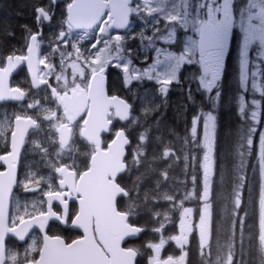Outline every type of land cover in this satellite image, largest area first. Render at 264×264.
Wrapping results in <instances>:
<instances>
[{"label": "snow or ice", "instance_id": "1", "mask_svg": "<svg viewBox=\"0 0 264 264\" xmlns=\"http://www.w3.org/2000/svg\"><path fill=\"white\" fill-rule=\"evenodd\" d=\"M57 3L49 0L47 5H36L37 30L25 25L24 47L0 58V102H25L22 112L0 117V140L6 146L0 161L7 166V171H0V264H140L138 257H146L147 264H187L192 239L198 242L201 264H264V131L259 133L255 238L245 232L248 213L242 209L247 158L257 132L255 125L260 123V101L253 98L249 110L240 100L239 113L249 116L253 123L242 133L237 148L231 208H223L228 215L229 234L221 243L218 227L213 250L217 128L213 111L202 118L194 117L191 139L184 138L183 145L202 149V156L195 151L184 152L182 147L185 175L189 167L193 169L192 188L185 186L183 195H177L161 186L169 180L168 168L181 157L165 144L159 151L153 149L151 160L169 161L166 167L158 170L149 163V129L144 128L133 144L128 133L140 124V117L133 113L126 98L109 93L105 80L107 69L116 68L122 73L125 90L132 91L133 83L147 79L157 83L159 93L166 97L169 86L180 82L181 69L196 65L198 88L215 104L230 45L238 35L241 89L246 92L251 80L252 91L264 97V87L256 80L262 74L259 69L264 68V0H66L67 28L61 25L54 34L49 58L40 55L44 39L41 29L45 22L53 21ZM133 18L151 24L152 35L141 33V40L146 39L147 47L164 56L162 73L155 72V66L133 68L126 37L110 34L109 29H127ZM93 31L98 35L85 46V41L93 38ZM181 31L185 35L178 39ZM14 35L8 31L6 38ZM157 41L167 48L155 47ZM178 42L179 52L172 48ZM157 62L161 63L159 59ZM21 65L32 74L29 87L7 85L6 78ZM158 107L144 109V115ZM201 119L202 140L197 138ZM106 139L109 142L105 143ZM156 141L161 142V137L157 136ZM22 150L39 155L51 172L45 176L30 169L24 180H18L16 168ZM252 167L255 174L257 165ZM197 169L201 173L199 191ZM157 171L154 187H145V180ZM220 183H224L223 175ZM14 186L22 187L24 192H38L42 199L15 201V214L9 217L7 206ZM190 199L200 204L198 223L192 221L193 208L185 205ZM54 201L60 210L53 209ZM69 201L78 202L71 215ZM161 202L166 203L162 210ZM49 221L81 230L83 235L66 243L60 236L48 234ZM170 225L176 230H169ZM33 227L42 234L39 239L29 236ZM148 232L152 238L136 246V239ZM9 237L20 242L27 238L30 243H25L21 252L9 246ZM169 244L179 249V255H163Z\"/></svg>", "mask_w": 264, "mask_h": 264}, {"label": "flooded vegetation", "instance_id": "2", "mask_svg": "<svg viewBox=\"0 0 264 264\" xmlns=\"http://www.w3.org/2000/svg\"><path fill=\"white\" fill-rule=\"evenodd\" d=\"M1 1V0H0ZM40 5H47L49 0H38ZM65 8H66V0H58L57 5L54 7V17L51 23L45 22L43 28L41 29L43 34V41L40 48L41 56H49L52 58L51 53V41L53 39L54 34L60 29L61 25L66 29L67 25L64 23L65 19ZM36 16V14H35ZM34 16V20L23 22L24 25L29 26L33 29V31L37 30V21ZM149 24L144 23L140 19L133 18L130 26L127 29H109L110 34L115 37L116 35H121L122 37H126L125 47L131 50V57L133 60L132 67L138 68L140 70L145 69L146 66L153 63L154 57L158 56L159 53L154 51L152 47H147L148 41L141 40V33H145L149 36L148 30ZM24 35L21 36L20 41L15 42L14 47L7 48L8 50L4 51V47L0 48V58H3L6 54L11 53L12 51H19L24 47L25 44V30ZM77 32H73V36H76ZM98 35V31H93L91 36L92 39L85 41V46L90 45L94 42V37ZM185 35L184 32L178 33V39L183 38ZM151 36V35H150ZM239 36L235 37L230 45V53L226 58V68L222 76V80L219 84L220 96L218 101L213 104L212 100L209 99V94H205L202 90L198 88V77H199V68L196 65L187 66L185 65L181 71L179 72L180 82L171 88L169 87V91L165 96L161 95L158 91L159 85L154 82L146 81L144 84L141 83H133L132 91H127L122 87V77L118 75V72L115 71V68H109L105 74L106 80V88L110 94H116L126 98L130 104L132 105V111L135 115L140 117V124L136 125L132 128V130L128 133L130 139L133 144L136 142V138L138 134L144 130V128L149 129V140L150 143L148 145V154H149V163H154L158 170L159 168H164L169 163V161H152L151 156L153 153V149L157 151L160 150L159 144L164 140L162 137L172 134L171 137V147L173 151L176 152L177 156L181 157V159L177 160L171 168H168V172H173V175L176 179V187L179 190V184L184 187L187 186L188 190L192 188L191 176L193 169L189 167L187 176L185 173L181 176L179 175L180 170L184 168L183 161V153L181 151L183 147L184 152L195 151L198 156L202 155V149H192L191 145L184 146L183 141L185 137L191 139L190 130L192 127V120L196 116H200L201 118L206 115L209 111H213L216 116L217 122V113L220 115V122L230 120V124L226 126V129H222V135L225 133L231 136H239L245 131H247V127L249 124L253 122L250 120L249 116H242L239 113L240 100L243 99L245 101L247 109L251 110L252 100L255 98L259 100L261 103V107L259 109V120L260 123L255 125L257 128L256 134L253 136V146L255 149L259 151L258 143H259V133L260 131H264V127H261L262 123V113L264 107V97H261L260 93L257 91L254 93L251 89V80L249 81L248 90L243 92L241 89V85L238 82V73L239 70L237 68L238 60H237V52L236 48H238ZM155 47L159 48V41L156 42ZM180 43L174 44L172 48L179 52L180 51ZM5 54V55H4ZM55 62L59 63L58 56L55 57ZM6 66V65H5ZM43 69V65L40 66ZM46 70V69H45ZM251 70H257L252 68ZM70 71V70H69ZM262 73L257 76L256 80L259 85L264 87V68L259 69ZM31 81V75L28 72L26 65H21L17 67L9 76L6 81L7 85L15 87L20 86L21 88H28ZM50 83H54V80L49 81ZM189 90L191 91V98H189ZM33 91H36L33 89ZM31 95V93H30ZM25 102H15V101H7L0 102V117H11L14 113H20L23 111L22 104ZM156 106H159L155 111H149L147 116L144 115V109H152ZM31 111V110H29ZM225 119V120H224ZM157 121L166 125V123H172V132L159 134V124L157 125ZM163 128L162 125H160ZM167 126V125H166ZM168 129V127H166ZM164 129V128H163ZM202 128V119L200 125L197 127V138L201 139ZM217 131V128H216ZM239 134V135H238ZM110 134H105L107 137ZM161 137V142L156 141V137ZM216 139V134H215ZM109 142L107 139L105 143ZM5 144L2 140H0V154L5 153ZM83 145H81V150L83 151ZM215 152V150H214ZM258 153V152H257ZM182 167V169H181ZM30 169L36 170L41 175H48L51 172V169L45 167L44 161L41 160L40 156L37 154H33L31 151L25 152L21 151L20 158L17 163L16 175L17 179L22 181L24 180L25 175L28 173ZM0 171H7V166L0 161ZM184 171V170H183ZM198 173V174H197ZM200 174L199 169H197V184L196 189L199 191L200 179L198 178ZM53 175H55L53 173ZM159 175V171L152 173L149 178L145 180V187H154V181ZM132 179H135V173L132 176ZM183 180V182H180ZM187 181V182H186ZM177 193L179 194V191ZM184 193V192H183ZM180 195V194H179ZM42 197L38 192H24L22 187L14 186L13 188V197L9 201V217L15 214V201L19 200L20 203H24L25 201L32 200H40ZM192 200V199H190ZM190 200L185 202V205L193 208V223H198V213L200 209V204L196 200L191 202ZM78 206V202L69 201V213L70 215L76 211ZM43 207L46 208V205ZM53 209L60 210V205L58 202H53ZM256 219L254 222L250 224L249 230L258 231V200L256 204ZM214 213V212H213ZM144 220L141 222L143 223ZM222 222V219H221ZM169 230H176L175 225H170ZM212 231L213 222H212ZM48 234L53 236H60L65 240L66 243H71L72 240L80 238L83 233L81 230L68 227L66 225L60 224L56 221H49ZM41 233L37 227H33L29 236L39 239L41 237ZM153 234L142 233L140 237H138L135 241L136 246H143L145 242L152 238ZM195 236V234H194ZM9 246H15L19 250L23 249L25 243H30V240L26 242L19 243L14 237L8 238ZM189 255L188 259L192 252H196V256H198V243L196 239H192L189 245ZM168 254H176L179 255V249L175 247L174 244H169L166 246L163 255ZM138 261L140 264H147L146 257H138Z\"/></svg>", "mask_w": 264, "mask_h": 264}, {"label": "trees", "instance_id": "3", "mask_svg": "<svg viewBox=\"0 0 264 264\" xmlns=\"http://www.w3.org/2000/svg\"><path fill=\"white\" fill-rule=\"evenodd\" d=\"M36 5H40L38 0H1L0 1V48L4 47V51L8 50L7 48L14 47L15 42L20 41L22 35H24V24L23 22L34 20L35 11L34 8ZM12 31L15 33L13 37H7L6 33ZM5 55V54H4ZM225 120V119H224ZM171 123H166L162 125L163 128L159 125V134L161 133H171ZM230 124V120L220 122L219 112L217 113V131L215 139V160H216V175L213 178V191H212V200H213V228L212 231V243L213 250L215 245V240L217 238V228L219 227V239L223 243L229 234V220L228 215L223 212V208L227 205L231 208V189L233 186V181L236 174V164L238 163L239 157L237 155V148L241 141V135L231 136L228 133L222 135V129H226V126ZM261 127H264V107L262 113V123ZM168 127V129H166ZM169 130V131H165ZM222 131V132H221ZM172 134L169 135L171 137ZM159 147H162L159 144ZM255 146H252L251 155L247 158L248 167L247 172V183L243 190L242 197V209L247 211V222L245 226V232L251 233L255 238L258 231L249 230L250 224L256 219V204L258 200V194L260 190V176L258 171V153ZM253 165H257V171L253 173ZM182 169V167H181ZM181 176L184 174L183 170H180ZM224 176V183L221 185L220 176ZM183 182V180H180ZM187 182V181H186ZM161 187L168 190L169 192L175 191L177 195H183L185 187L179 184V190L176 187V179L173 175V172H169V180L165 182ZM162 189V190H163ZM179 191V194L177 193ZM251 192V195H249ZM160 209L166 207V203H161ZM243 214V213H241ZM145 219H147L145 217ZM222 219V222H221ZM143 219L140 221L142 222ZM247 241V237H246ZM255 242V240H254ZM188 264H201L200 256H196V252H192ZM252 264H258L257 261H253Z\"/></svg>", "mask_w": 264, "mask_h": 264}, {"label": "rangeland", "instance_id": "4", "mask_svg": "<svg viewBox=\"0 0 264 264\" xmlns=\"http://www.w3.org/2000/svg\"><path fill=\"white\" fill-rule=\"evenodd\" d=\"M148 30H149V36L150 35H152V26H151V24H149V26H148ZM237 37H238V35H237ZM173 46V45H172ZM159 48L160 49H164V48H167V45L166 44H164L163 42H161V41H159ZM236 52H237V57H238V48H236ZM154 59V61H153V63H151V64H149L148 66H146L145 67V69L146 68H148V69H151V68H153V66H155V72H158V73H162L163 71H164V64L162 63V61L164 60V56L161 54V53H159V55L158 56H156V57H154L153 58ZM158 59H159V61H161V63H158L157 61H158ZM238 60V59H237ZM237 68H238V70H239V65H237ZM115 71L116 72H118V75L119 76H121L122 77V73H121V71L119 70V69H116L115 68ZM146 81H148L147 79H145L143 82H141V84H144ZM238 82H239V84H240V80H239V73H238ZM155 83V82H154ZM175 86L176 85V83L174 82L172 85H170L169 87L171 88L172 86ZM241 85V84H240ZM256 93V92H255ZM163 123V122H162ZM162 123H159V125H163ZM170 125V124H169ZM169 127H171V131H172V123H171V125L169 126ZM167 129V128H166ZM166 132L167 131H169V130H165ZM161 134H164V133H161ZM170 135V134H169ZM169 135H166V136H164V137H162L164 140L161 142V146L162 145H165V144H170V146H171V138H169ZM202 137H203V131L201 132V140H202ZM258 147H259V143H258ZM258 154H259V151H258ZM202 156V155H201ZM159 169H163L162 167L161 168H159ZM181 172V171H180ZM179 172V175H181V173ZM198 178L201 180V173L199 174V176H198ZM200 187H201V183H200V185H199ZM200 187H199V190H200ZM162 189H163V187H162ZM195 199H192V200H190V201H194ZM196 201V200H195ZM194 201V202H195ZM161 203H163V202H161ZM160 207V206H159ZM198 243V242H197ZM21 252L23 251V249H21L20 250Z\"/></svg>", "mask_w": 264, "mask_h": 264}, {"label": "water", "instance_id": "5", "mask_svg": "<svg viewBox=\"0 0 264 264\" xmlns=\"http://www.w3.org/2000/svg\"><path fill=\"white\" fill-rule=\"evenodd\" d=\"M112 30H116L115 28H113ZM120 30H122V29H120ZM28 69V68H27ZM28 72H29V70H28ZM30 73V72H29ZM30 75L32 76V74L30 73ZM7 79H8V77L6 78V81H7ZM9 205V204H8ZM7 211H8V206H7ZM19 243H23V242H20V241H18Z\"/></svg>", "mask_w": 264, "mask_h": 264}]
</instances>
